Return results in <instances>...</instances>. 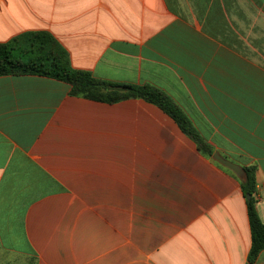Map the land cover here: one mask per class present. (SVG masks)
<instances>
[{"label": "crops", "instance_id": "0c3cea01", "mask_svg": "<svg viewBox=\"0 0 264 264\" xmlns=\"http://www.w3.org/2000/svg\"><path fill=\"white\" fill-rule=\"evenodd\" d=\"M38 31L255 167L264 221V0H0V43ZM251 244L240 178L162 108L0 76V264H264Z\"/></svg>", "mask_w": 264, "mask_h": 264}, {"label": "trees", "instance_id": "16d2710c", "mask_svg": "<svg viewBox=\"0 0 264 264\" xmlns=\"http://www.w3.org/2000/svg\"><path fill=\"white\" fill-rule=\"evenodd\" d=\"M28 54L29 57L26 58ZM19 74H40L62 80L70 85L71 95L97 101L112 103L128 98H142L172 116L201 151L209 156L214 152L184 111L166 93L150 84L136 85L100 80L88 71L75 69L71 64L69 52L49 32H27L8 42L0 43V76ZM245 170L246 177L240 180L246 197L252 235L248 260L255 262L264 251V221L255 198L256 169L245 167ZM248 195L251 197L248 198Z\"/></svg>", "mask_w": 264, "mask_h": 264}, {"label": "water", "instance_id": "95a60500", "mask_svg": "<svg viewBox=\"0 0 264 264\" xmlns=\"http://www.w3.org/2000/svg\"><path fill=\"white\" fill-rule=\"evenodd\" d=\"M212 156L218 163L231 170L238 178H240L241 180L245 179L246 170L242 165L230 159H227L226 157L222 156L220 153L217 152L213 153ZM247 197L250 198L251 196L248 195Z\"/></svg>", "mask_w": 264, "mask_h": 264}, {"label": "rangeland", "instance_id": "374dc122", "mask_svg": "<svg viewBox=\"0 0 264 264\" xmlns=\"http://www.w3.org/2000/svg\"><path fill=\"white\" fill-rule=\"evenodd\" d=\"M30 54V53H29ZM29 54L26 56V58H28L29 57Z\"/></svg>", "mask_w": 264, "mask_h": 264}]
</instances>
